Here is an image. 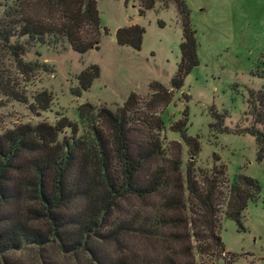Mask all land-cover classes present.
<instances>
[{
  "label": "trees",
  "instance_id": "trees-1",
  "mask_svg": "<svg viewBox=\"0 0 264 264\" xmlns=\"http://www.w3.org/2000/svg\"><path fill=\"white\" fill-rule=\"evenodd\" d=\"M157 1L139 0L138 15L153 9ZM173 1L181 19L182 41L170 86L180 90L199 61L189 11L183 0ZM99 31L96 0H16L0 18V106L6 97L29 104L31 112L39 115L52 103L47 91L36 93L29 103L5 61L13 63L22 81H29L48 68L39 59L26 60L29 48L65 43L73 52L85 54L99 49ZM144 32L139 25L120 28L116 43L140 51ZM99 75L95 65L80 73L74 95L88 91ZM151 88L156 91L148 103L151 109L169 104L167 90L158 83ZM138 105L135 93L115 112L83 104L79 107L82 131L78 123L61 116L55 124H20L0 135V264H22L17 255L9 254L54 245L74 264H80L81 257L89 264H204L224 253L219 209L225 204L226 218L242 228L244 211L259 192L258 182L241 175L229 185L222 165L210 173L196 172L193 161L184 177L176 162L172 179L166 168L154 167V158L164 153L157 139L151 136L145 143L132 139L131 114ZM249 105L253 126L245 132L255 139L256 160L261 162L264 91H252ZM163 127L160 120L156 129ZM180 133L189 139L185 128ZM226 186L228 193L222 191ZM153 197H162L154 217L124 214V201ZM131 234L154 238L164 254L140 261L137 255H106L100 248ZM37 256L40 264H58Z\"/></svg>",
  "mask_w": 264,
  "mask_h": 264
},
{
  "label": "rangeland",
  "instance_id": "rangeland-1",
  "mask_svg": "<svg viewBox=\"0 0 264 264\" xmlns=\"http://www.w3.org/2000/svg\"><path fill=\"white\" fill-rule=\"evenodd\" d=\"M15 1L0 0V18ZM96 1L100 18L98 50L78 54L65 43L34 45L26 60L39 59L48 68L29 81H22L13 63L5 61L8 72L18 77L29 103L41 91L51 94L52 103L47 111L36 115L29 104L2 97L0 135L20 124H55L61 116L78 123L82 131L80 106L89 103L115 112L135 93L139 105L131 114V136L135 143H145L151 136L157 139L164 153L154 158V167L166 168L174 179L176 162L182 177L191 161L196 172L210 173L214 166L222 165L229 185L241 175L258 182L259 192L244 211L242 228L226 218L225 204L219 209V234L225 251L214 262L209 259L204 264H264V160L257 162L256 141L245 132L253 126L251 92L264 91V0H183L196 33L199 64L186 76L180 90L170 86L182 41L175 2L158 0L153 9L139 16V0ZM131 25L145 30L140 51L116 43V31ZM94 65L99 68V77L88 91L76 97L80 73ZM153 83L171 95L168 105L149 107L156 92L151 88ZM160 120L164 125L161 131L156 129ZM183 128L189 139L180 133ZM195 148L198 153L193 157ZM226 187L224 193H228ZM161 202L162 197L130 199L124 201L122 209L124 214L139 212L142 217H154ZM100 248L106 255H137L140 261L164 254L154 238L139 234ZM9 255H17L22 264H40L37 255L58 264H74L61 256L65 254L56 245L41 251L31 247ZM79 263L89 264V260L81 257Z\"/></svg>",
  "mask_w": 264,
  "mask_h": 264
}]
</instances>
